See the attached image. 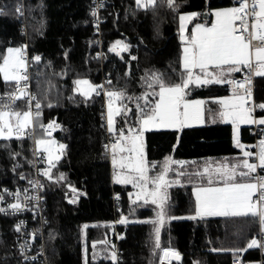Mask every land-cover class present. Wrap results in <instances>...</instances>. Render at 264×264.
Wrapping results in <instances>:
<instances>
[{"label":"trees","instance_id":"16d2710c","mask_svg":"<svg viewBox=\"0 0 264 264\" xmlns=\"http://www.w3.org/2000/svg\"><path fill=\"white\" fill-rule=\"evenodd\" d=\"M102 1L98 34L90 15L92 0H0V62L13 45L26 44L31 52L40 54L41 59L31 70L32 87L41 103L39 122L51 124L52 136L65 145L51 169L52 179L43 181L48 260L50 264H85V259L88 264H113L105 240L111 233L116 195V214L128 221L119 224L124 229L119 264H159L167 248H175L180 254L172 264H230L231 256L238 252L234 250L245 249L257 235L258 220L219 216L189 219L196 207L192 188L205 180L178 175L195 173L199 168L196 165L205 159L239 153L233 144L231 125L215 121L218 106L214 98L227 94L224 84L190 86L188 98L205 100L204 124L144 133L151 173L161 170L162 160L168 155L174 161L178 157L192 158L179 168L173 163L169 171L179 184L168 189L167 213L158 233L160 247L156 248L154 224L142 222L149 221L145 217H151L153 211L148 205L130 203L126 193L129 186L111 180L109 152L104 144L112 139V133L103 118L102 88L99 95L92 93L85 99L74 81L85 77L93 85H101L102 77H107L111 83L105 85V95L125 94L115 97L121 113L115 116V133L120 129L127 132L129 125L137 128V104L144 108L151 102L146 109L150 112L158 97L151 95L158 93V86L148 87L152 74L161 75L168 84L180 83L182 74L187 75L180 64L179 15L196 12L200 15L194 20L209 22L212 9L238 5L237 0H175L179 5L176 10L168 7L167 0H157L154 8L147 10L137 7L136 0ZM18 6L22 14L16 11ZM117 41L121 42L120 50ZM123 42L129 46L127 51H122ZM112 48L115 50L110 51ZM13 83L5 82L0 74V91ZM254 85L257 100L264 104V75H256ZM145 93L150 94L148 101L143 98ZM128 96L133 99L128 100ZM17 108L25 110L23 100ZM258 116L264 117V109ZM35 127L36 136L44 135L39 124ZM249 127L240 128V140L251 144ZM261 135L264 137V133ZM16 153L19 155L14 157ZM32 158L31 136L0 138V186L20 184L21 176H29L32 170ZM60 173L66 179L57 183ZM14 220L0 214V264H23L15 242ZM245 257H257V250L245 251Z\"/></svg>","mask_w":264,"mask_h":264},{"label":"snow or ice","instance_id":"6c2138e0","mask_svg":"<svg viewBox=\"0 0 264 264\" xmlns=\"http://www.w3.org/2000/svg\"><path fill=\"white\" fill-rule=\"evenodd\" d=\"M157 0H136L137 7H142L144 9L154 8ZM238 6L228 7L224 9L216 10L211 13L215 17L212 22L211 27L205 25L196 24V26L191 30L190 39L187 43L190 47H185L183 49V56L181 58L182 67L187 73L186 77L182 74L181 82L175 84H168L161 75L152 74V82L148 84V87L152 88L154 85L158 86L159 91L151 93V95H158L159 99L155 102L154 107H151V111H146L149 108L151 102L145 104L144 108H141L137 104L138 119L137 123L142 125L153 124L160 127H176L177 125L182 126L183 120L195 119L200 120V106L205 102L202 100L197 101H187L185 97L189 95L192 85L196 87H208L214 84H224L228 83L235 87L237 95L232 101L227 99H222L219 103L222 105V111L217 113L220 118L228 119L231 118L234 125L237 123L246 124H258L264 125V117L260 119L251 118V110L245 107L246 99L244 96H239V89L245 87V83L236 80L227 79L228 75L233 72L241 71V66L251 70L253 68V60L255 61V67L257 68L256 75H264V0H237ZM167 5L169 8L176 10L179 5L175 3V0H167ZM17 12L22 14L21 7H17ZM0 14L2 10H0ZM96 11H92V15L96 16ZM200 15L198 13H191L188 15H181L180 21L181 33L185 30L184 22ZM184 37L182 36V40ZM117 45L121 44L120 41L116 42ZM128 45H124L122 51H127ZM115 48L110 49L114 51ZM22 51L21 48H9L7 49V55L3 56V63L0 64V73H3V78L5 82H16L17 85L21 81L28 80V76L18 74L19 69L23 68L26 70V64L20 59L19 53ZM16 54V55H13ZM36 61L41 58L39 56L34 57ZM136 59V57H132ZM214 69V71H208L209 68ZM193 69H199L200 74H194ZM127 75V73H126ZM110 84L111 81H108ZM76 85H86L87 90L81 91V95L88 99L92 93L100 94L98 89L103 88V85H92L87 80H76L74 81ZM17 91L20 95L6 94L8 101L10 103L0 104V138L10 139L14 132L19 133L16 136L17 139H21L24 135H30L25 129L29 127H35L37 124L41 128H45L44 125L40 124L39 117L41 103L38 98L27 92L26 90H21L19 87ZM247 91V90H246ZM106 95L111 99L112 97L123 98L124 92H107ZM149 93L144 94L145 101H148ZM3 99V98H0ZM128 100L133 99L131 96L127 97ZM139 99V98H137ZM17 100H27L28 111L18 112L12 111L15 102ZM35 102L36 112L31 111L32 102ZM49 107L52 105L49 104ZM264 109V104L255 105ZM181 109H183L181 111ZM191 109V111H190ZM130 111V110H129ZM117 115H120V111L117 110ZM14 118V120H13ZM109 132H113V119L111 105L109 106ZM52 125L50 124L49 127ZM59 127V125H56ZM129 127V136L125 137L124 130H119V137L121 142H130L131 147L127 149L129 152L136 153L139 157L141 155V149L138 147V141L140 137L136 135V132H142L144 129H133L131 125ZM45 131L47 129L45 128ZM264 131V130H262ZM234 141L237 147H241L239 139L234 135ZM37 145L44 143L43 140L37 139L35 141ZM107 148L108 146L105 145ZM117 145L113 144L112 148L115 151ZM65 145L61 144L60 149L63 150ZM47 150V149H46ZM125 149H121L124 151ZM19 153L14 154L18 156ZM245 159L237 164H232L229 168L226 165H222L215 169L217 173L221 175L223 181L222 187H210V186H194L193 194L196 198V216L189 217V219H195L197 216H219V217H254L258 220L260 224V237L261 241H264V176L256 175L257 169H264V139L259 142V151L255 153L258 163H251L247 157L252 156L253 153L245 151L243 153ZM60 159L59 156L49 155V168L43 171V175L52 179L51 169L56 166V161ZM31 163V161H30ZM113 163H116L115 158H113ZM172 163L183 164L182 161H172L170 157L165 158V162L161 165V172L156 176L149 178L146 175L147 167L142 159H137L134 164H130L129 167L137 174L136 177L123 176L119 177L117 182L121 183H133L134 186L140 187L141 192L145 193L144 203L149 202V197L151 198V203L156 205L157 219L152 221H142L143 223H152L156 225L157 223H163L166 213H167V196L161 193L170 186V182L166 180L167 172L169 171V166ZM16 166H14L15 169ZM124 167V165H121ZM247 169V171H240L239 176L241 178H248L249 182L239 183L236 182L237 169L238 168ZM209 169L206 167L204 172L195 173H178L179 176L189 175L190 179L192 177H203ZM23 179V176H21ZM65 175L60 173L59 177L56 178L55 182L59 183L61 180H65ZM151 179L152 188L148 190V182ZM255 181V182H252ZM178 181H172L171 183H177ZM32 184V181H29ZM38 184V182H36ZM213 183L211 176L209 175L208 184ZM26 191V190H25ZM76 190L73 189V192ZM8 195L19 196V193H8ZM130 196L132 194H129ZM4 199L3 194H0V201ZM31 199L25 196V200ZM141 196L137 194V200H140ZM74 202V201H72ZM136 203V201H133ZM13 213L24 211V207L20 203H14L9 205ZM4 208H0V212H6ZM126 218H122L120 223H127ZM23 221L20 225H23ZM20 226H17L19 230ZM157 233L156 248L160 247L159 244V228H155ZM23 245L21 249L23 250ZM95 247V245H94ZM259 247L264 250V242H258L257 239H252L247 248ZM247 249H237L234 251H246ZM213 251H227L225 249ZM27 259V257H25ZM35 259V258H33ZM112 259L115 261L117 259V254L112 253ZM171 260L180 259V254L170 248L163 249V255L161 260ZM85 264H88L87 259H85Z\"/></svg>","mask_w":264,"mask_h":264},{"label":"built area","instance_id":"2783aa9c","mask_svg":"<svg viewBox=\"0 0 264 264\" xmlns=\"http://www.w3.org/2000/svg\"><path fill=\"white\" fill-rule=\"evenodd\" d=\"M103 5L102 0H92V6L90 8V15L93 20V24L95 26V30L98 34H100V27H101V8ZM96 11V16L92 15V11ZM125 45L126 43L123 42ZM101 51L99 52V57H101ZM21 56L24 59V62L26 64V70L21 68L18 71V74L20 75H27L28 80L21 81L19 85L14 82L12 86L7 89L0 91V104H7L10 103L8 101L6 94H12L15 93V95H20V92L17 91V88L21 90H26L27 92H30L31 94L35 95L33 87H32V67L36 61L34 57L39 56L40 54L37 52H31L28 49V46L24 44L21 51ZM253 68L249 70L248 68H242L241 71L237 75H229L227 76V79L229 80H236L240 82L245 83V87L242 89H239L238 95H243L246 99V108L251 110V118L257 119L259 118L258 112L261 110L259 107H255V105L262 104L259 100H257L255 96V85H254V79L256 76L257 68L255 67V61H253ZM108 83L107 77H102L101 85L104 87L101 89V92L103 94V105H104V111H103V118L104 122L106 124L105 119V85ZM224 89L227 94L230 95H237L236 89L233 85L224 83ZM247 90V91H246ZM36 96V95H35ZM20 100H17L15 102V105L12 111L15 110ZM35 102H32L31 105V111L35 113L37 110L35 108ZM25 110L28 111V104L27 100H23ZM47 131H45V128H41L44 135H52V128L49 127L47 124H44ZM249 134L253 136V142L251 143L252 150L250 151L253 153L251 156V160L253 163H258L257 158L255 156V153L259 151V142L261 139H264V137L261 135L264 133V125H258V124H250L249 125ZM26 132H28L31 136L32 140L36 138V127L29 128ZM260 134V135H259ZM240 138V137H239ZM109 142L110 139L106 141L104 144V149L109 152ZM105 145L108 147L106 148ZM192 158H183L178 157L175 159V161H182L183 164L175 163V166L177 168L182 167L187 161H191ZM49 168V164L47 162L46 155L42 151H38L34 149L33 147V158H32V170L29 174V176L23 178L22 182L17 185H3L0 186V194H3L4 199L0 201V208H4L7 211L6 212H0V214L4 215H10L14 217L13 222V230H14V236H15V242L18 248L19 256L22 259L23 264H50L47 256L46 251V243H45V236H44V224H45V216H44V194H43V187H44V179L47 176H44L42 173L44 170ZM261 175L264 176V172L262 169H257V172L254 173V176ZM29 181H32L33 183L30 184ZM38 182V184L36 183ZM255 182V181H254ZM26 190V191H25ZM19 193V196L15 195H8V193ZM25 196L30 197L31 199L25 200ZM116 199L117 196L113 195V202L115 204V212L113 220L111 221V233L106 238L105 242L106 245L111 249L112 253L115 252L117 254V259L114 261L113 264H119L120 261V241L123 238L124 235V229L119 227L120 224V218L116 214V210L118 209L116 207ZM14 203H20L24 207V211L13 213L12 209L9 208V205ZM23 221V225H20V222ZM20 226L19 230H17V226ZM254 239V238H252ZM250 239L245 249L249 250L251 248H247L248 243L252 240ZM255 239L258 240V242H264L261 241L260 237V224L258 222V233L255 236ZM23 247V250L21 249V246ZM257 250V257L255 258H246L245 257V251L242 252H236L234 253L230 258V264H264V250H262L259 247H254ZM176 251L175 248H170ZM246 250V251H247ZM27 257V259H25ZM35 258V259H33ZM161 260V259H160ZM166 264H172L175 260H165ZM160 264V262H159Z\"/></svg>","mask_w":264,"mask_h":264},{"label":"rangeland","instance_id":"374dc122","mask_svg":"<svg viewBox=\"0 0 264 264\" xmlns=\"http://www.w3.org/2000/svg\"><path fill=\"white\" fill-rule=\"evenodd\" d=\"M116 47L118 48V50L121 49V45L120 44L119 45H116ZM9 48H13V49H15V48H21L22 49V47L16 46V45L10 46ZM9 48H7V49H9ZM5 55H7V50H6ZM13 55H16V54H13ZM19 56H20V59L22 61H24V59L21 56V52L19 53ZM2 63H3V58H2V60L0 62V64H2ZM208 71H210V69H208ZM0 74L3 77V73H0ZM194 74H200V72L199 71L198 72H194ZM76 80H82V81L83 80H87V81H89L85 77H79ZM75 88L80 93H81V91H86L87 90V86L86 85H83V84H81V85H76L75 84ZM105 96H106V99H105V119H106V126H107L108 132H109L108 120H109V106L110 105H111V110H112V119H113V127H114L113 132H109V133H112V139L109 142V158H110V176H111V180L115 184L129 186V189L126 191L127 198L129 199V202L130 203H133V201H136V203H138L137 206H139V207H146L148 205L149 206L148 209H151L153 211V215L151 217H145V220H149V221L156 220L157 219V211H158V209L156 208V205H153L150 202L151 201V198L149 197V202L147 204H145L144 203V195H145V193L141 192L140 187L134 186L133 183H121V182H117V181H118V178L119 177H123V176H126V175L127 176H132V177H136L137 176V174L129 167V165L130 164H134L137 159H142L145 162V165L147 167L146 175L149 178L156 177L161 172V170H160L158 172H155L154 174L151 173V167H150L151 165L148 163V160H147L146 155H145L144 133L147 130L162 129V128H167V127H160V126H156V125H153V124H149V125L139 124L137 128H133V129H139V128H143L144 129L142 132H136L135 133L136 135H138L140 137V140L138 141V147H140V149H141V155L138 157L136 153L129 152L127 150V149H129L131 147L130 142L125 141V142L118 143V141H120V137H119V133H115V116H116L117 110L120 111V106H119V104H118V102H117V100H116L115 97H112L110 99L107 95H105ZM182 110L183 109H181V111ZM17 111L18 112H23V111H26V110L19 109ZM190 111H191V109H190ZM260 118L261 117H259L258 119H260ZM13 120H14V118H13ZM181 120L183 121L182 127L186 125V122L188 124H190V125H193V126H197L196 124L199 123V121H197L195 119H191V118L188 119V120H186V121H184L183 120V116H181ZM223 120H226V119H223ZM200 121H201V115H200ZM29 128H31V127H29ZM29 128L25 129V131H27ZM124 134H125V137H128L129 136V130L127 132H124ZM17 135H19V133L14 132L13 135H12V137H16ZM37 139L43 140L44 143L37 145L35 143V141ZM61 144L62 143L58 142L52 135H48V136L47 135H40V136H36V138L33 139V147H34V149H36L38 151H42L46 155L48 164H49V155L50 154L53 157H55V156L61 157V155H62V150L60 149V145ZM113 144H116L117 145L115 151L112 148V145ZM122 148L125 149V150L124 151H121ZM243 153L244 152H242V155L241 156H239V155L238 156H233L236 159V161L233 162L232 164H237L240 161H242L243 159H245ZM166 157H170L171 160L173 161V158L171 156L168 155ZM113 158H115V160H116V163L115 164L113 163ZM165 158H164V160L162 161L161 164H163L165 162ZM247 159L249 160V162L253 163V161L251 160V156L247 157ZM215 160H217V159L210 160V165L208 164V166H210V167H207L206 165H204L205 168L207 167L209 169V172L206 173L203 177H199L198 176L199 178H202L205 181H208L209 175L211 176L212 180H215V179H218V178L220 179L221 178V175L220 174H219L220 176H218L213 171V166L214 165H217L218 163H221V164L227 163L228 161L226 162L224 160V158L219 159L218 161H215ZM200 163H198L196 165V167H199V168H198V170H195V172H204V169L205 168H202ZM121 165H124V167H121ZM225 165L229 167L231 164H225ZM171 167H172V164H170V166H169V171L171 170ZM169 171L167 172L166 180H168L170 182V186L179 184V181L178 180L172 178L169 175L170 174ZM240 171H247V169L242 168V169H240ZM172 181H178V182L177 183H171ZM147 187H148V190L150 191L151 188H152L151 179H149V182H148V186ZM169 187H167L164 190V192H162L161 194L167 196L168 195V189H169ZM129 194H132V195L130 196ZM137 194H139L141 196V199L140 200H137ZM193 216H196V210H195V213L193 215H191V217H193ZM197 217H199V216H197ZM205 217H207V216H205ZM160 226H161V224H159V223H157L156 225H154V228H153V238L155 240L157 238V233L155 231V228L158 227L160 229ZM110 255L112 256V253L111 252H110Z\"/></svg>","mask_w":264,"mask_h":264},{"label":"crops","instance_id":"0c3cea01","mask_svg":"<svg viewBox=\"0 0 264 264\" xmlns=\"http://www.w3.org/2000/svg\"><path fill=\"white\" fill-rule=\"evenodd\" d=\"M235 6H238V5H235ZM228 7H233V6H227V7H218V8H214V9H212L211 10V13H213V12H215L216 10H219V9H224V8H228ZM191 13H196V12H185V13H181L180 15H179V17H178V31H179V38H180V40H181V42H182V45H181V55H180V64H181V67H182V61H181V58H182V56H183V49L185 48V47H190V45L187 43V41L190 39V35H191V30L196 26V24H201V25H205V26H207V27H211V25H212V22L214 21V19H215V17L213 16V15H211V18H210V21L209 22H203V21H196V20H194L195 19V17H192L191 19H189V20H186L185 22H184V24H185V30H184V32L183 33H181V30H180V26H181V21H180V16L181 15H188V14H191ZM182 36L184 37V39L182 40ZM254 61V60H253ZM183 68V67H182ZM242 68H244L243 66H241V69ZM210 69V71H214V69H212L211 67L209 68ZM193 71V73L194 72H198L199 71V69H193L192 70ZM236 72H233V73H231V75L232 74H235ZM229 76V75H228ZM14 82V81H13ZM158 91H159V89H158ZM225 96V97H224ZM239 96H243V95H239ZM236 98V95H230V94H225V95H221V96H218V97H215L214 98V100L216 101V103H217V106H218V109H217V113H219L220 111H222L223 109H222V105L219 103V101L220 100H222V99H227V100H229V101H232V100H234ZM159 99V97H157V100ZM156 100V101H157ZM185 100H187V101H197V100H202V101H204L205 102V100L204 99H202V98H194V99H190V98H188L187 96L185 97ZM246 106V105H245ZM204 107H205V103L203 104V105H201L200 106V115H201V121L199 120V123H197L196 125H199L200 123V125H202V124H204L205 122H206V119H205V116H204ZM21 109V108H20ZM17 110H19L18 108L17 109H15V110H13V111H17ZM215 121H220V122H223V123H229L230 125H231V127H232V139H233V144H234V146L239 150V153H237L235 156H241L242 155V152H245V151H250V148H251V144H249V143H247V142H244V141H241L240 140V128L241 127H243V126H247V125H250V124H246V123H237V125H235V133H234V125H233V123H232V120H231V118H228V119H226V120H223L222 118H220L218 115H216V120ZM195 125V124H194ZM186 126H193V125H190V124H188L187 122H186V125L185 126H183V127H186ZM182 126H180V125H177L176 127H167V128H162V129H176V130H180V128H183ZM234 135L235 136H237L238 137V139H239V142H240V145H241V147H237V145H236V143H235V141H234ZM171 156V155H170ZM172 157V156H171ZM165 158V157H164ZM164 158H163V160H164ZM222 158H224V160L227 162V163H223V164H221V163H218L217 165H214L213 166V171L218 175V176H220L219 175V173H217L216 171H215V169H217L218 167H221L222 165H225V164H231L232 165V163L233 162H235L236 161V159L234 158V157H222ZM222 158H219V159H222ZM219 159H217V160H215V161H218ZM162 160V161H163ZM210 160H212V159H205V160H203L200 164H201V167L202 168H205V166L204 165H206L207 167H210V166H208V164L210 165ZM174 161V160H173ZM173 164V163H172ZM231 165L229 166V168L231 167ZM201 168V169H202ZM240 169H242V167L241 168H238L237 169V178H236V182H239V183H246V182H249L248 181V178H241L240 176H239V172H240ZM213 181V183L211 184V185H209L208 184V181H205L204 183H201V184H198V185H196V186H210V187H222L223 186V181H222V179L220 178H218V179H215V180H212ZM252 182H254V181H252ZM194 188V187H193ZM193 188H192V194H193ZM193 197H194V200H195V206H196V198H195V195L193 194ZM195 210H196V207H195Z\"/></svg>","mask_w":264,"mask_h":264},{"label":"water","instance_id":"95a60500","mask_svg":"<svg viewBox=\"0 0 264 264\" xmlns=\"http://www.w3.org/2000/svg\"><path fill=\"white\" fill-rule=\"evenodd\" d=\"M162 255H163V252H162ZM162 255H161V257H162ZM166 260V259H165ZM165 260H160V264H166V261ZM174 260H176V259H174Z\"/></svg>","mask_w":264,"mask_h":264}]
</instances>
